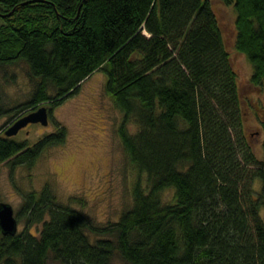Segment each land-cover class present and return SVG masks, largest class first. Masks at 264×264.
Listing matches in <instances>:
<instances>
[{"label": "trees", "instance_id": "16d2710c", "mask_svg": "<svg viewBox=\"0 0 264 264\" xmlns=\"http://www.w3.org/2000/svg\"><path fill=\"white\" fill-rule=\"evenodd\" d=\"M222 1L237 11L236 47L260 86L264 0ZM0 13H11L0 15V67L27 64L34 85L15 109L0 96V118L47 102L52 111L104 71L105 92L124 113L122 144L147 177L133 206L107 225L60 202L49 184L26 193L18 218L24 212L27 227L4 235L0 226V264L51 256L62 264L119 256L125 264H264V159L246 140L238 76L210 0H0ZM1 131L0 164L14 166H33L67 140L61 124L33 145ZM170 188L175 199L165 204Z\"/></svg>", "mask_w": 264, "mask_h": 264}, {"label": "rangeland", "instance_id": "374dc122", "mask_svg": "<svg viewBox=\"0 0 264 264\" xmlns=\"http://www.w3.org/2000/svg\"><path fill=\"white\" fill-rule=\"evenodd\" d=\"M210 1L238 76L246 140L257 157L263 160L264 82L260 86L252 83L253 64L246 54L237 50L235 7L222 0ZM2 23L0 19V26ZM28 69V65L22 63L0 67V96L12 109L25 103L34 90L27 74ZM106 81L104 71L94 73L83 82L75 95L49 112L48 125L29 123L14 136L16 140L33 145L41 137L56 132L58 124L67 128V140L44 150L33 166H14L10 160L0 164V201L13 205L18 219V232L27 227L24 212L20 213L22 218H18L24 195L30 191L40 192L48 184L60 202L86 212L94 222L102 225L117 221L133 206L134 187L139 180L145 184L147 177L133 165L122 144L118 131L124 113L105 92ZM41 106L51 107L48 102ZM34 110L20 114L13 111L1 117V132L4 134L20 117ZM129 128L131 133L137 129L136 125H130ZM254 189L257 192L262 189L259 178L255 180ZM174 193V188L162 193L165 204L174 201ZM260 214L264 219V208H261ZM42 225L32 226L31 232L38 235L37 229H42ZM47 264L62 263L51 256ZM113 264L125 262L119 256Z\"/></svg>", "mask_w": 264, "mask_h": 264}, {"label": "water", "instance_id": "95a60500", "mask_svg": "<svg viewBox=\"0 0 264 264\" xmlns=\"http://www.w3.org/2000/svg\"><path fill=\"white\" fill-rule=\"evenodd\" d=\"M12 13V12H11ZM11 13L2 14L1 16H10ZM50 108L47 106H41L25 116L20 117L15 124L6 130L8 136L17 135V133L27 127L29 123H41L42 125H48L49 123ZM0 226L4 235H15L19 230L18 219L15 215V209L12 204L0 202Z\"/></svg>", "mask_w": 264, "mask_h": 264}, {"label": "bare ground", "instance_id": "6f19581e", "mask_svg": "<svg viewBox=\"0 0 264 264\" xmlns=\"http://www.w3.org/2000/svg\"><path fill=\"white\" fill-rule=\"evenodd\" d=\"M7 129H8V128H7ZM5 135H7V134H6V131H5ZM7 136H8V135H7ZM14 136H16V135H14ZM14 136H9V137H14ZM17 233H18V232H17Z\"/></svg>", "mask_w": 264, "mask_h": 264}]
</instances>
